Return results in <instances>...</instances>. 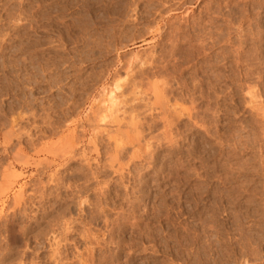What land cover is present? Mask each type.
Returning a JSON list of instances; mask_svg holds the SVG:
<instances>
[{
    "label": "rangeland",
    "instance_id": "374dc122",
    "mask_svg": "<svg viewBox=\"0 0 264 264\" xmlns=\"http://www.w3.org/2000/svg\"><path fill=\"white\" fill-rule=\"evenodd\" d=\"M82 263L264 264V0H0V264Z\"/></svg>",
    "mask_w": 264,
    "mask_h": 264
},
{
    "label": "bare ground",
    "instance_id": "6f19581e",
    "mask_svg": "<svg viewBox=\"0 0 264 264\" xmlns=\"http://www.w3.org/2000/svg\"><path fill=\"white\" fill-rule=\"evenodd\" d=\"M152 1H153V0H152ZM163 1H165V0H163ZM178 2H179V1H178ZM147 4H148V3H147ZM152 5H153V4H152ZM156 5H157V4H156ZM156 5H155V6H156ZM144 6H145V5H144ZM145 7H146V6H145ZM162 7H164V6H162ZM157 8H158V7H157ZM144 11H145V10H144ZM158 11H159V10H158ZM168 11H169V10H168ZM166 14H167V13H166ZM163 15H164V14H163ZM182 21H183V20H182ZM170 23H171V22H170ZM178 24H179V23H178ZM185 24H186V23H185ZM173 25H174V24H173ZM166 28H167V27H166ZM176 28H177V27H176ZM176 28H175V29H176ZM173 29H174V28H173ZM166 32H167V31H166ZM183 32H184V31H183ZM233 32H234V31H233ZM242 34H243V33H242ZM161 35H162V34H161ZM240 35H241V34H240ZM244 35H245V34H244ZM236 36H237V35H236ZM189 40H190V39H189ZM241 41H242V40H241ZM192 44H193V43H192ZM233 47H234V46H233ZM240 47H241V46H240ZM197 48H198V47H197ZM174 49H175V48H174ZM200 49H201V48H200ZM202 50H203V49H202ZM237 50H238V49H237ZM198 51H199V50H198ZM243 53H244V52H243ZM243 53H242V54H243ZM235 54H236V51H235ZM236 55H237V54H236ZM160 57H161V56H160ZM240 57H241V56H240ZM235 60H236V59H235ZM244 60H245V59H244ZM237 61H239V60H237ZM237 61H236V62H237ZM244 62H245V61H244ZM155 63H156V62H155ZM248 65H249V64H248ZM249 66H250V65H249ZM246 67H247V66H246ZM144 70H145V69H144ZM167 75H168V74H167ZM168 81H169V80H168ZM166 85H167V84H166ZM154 92H156V91H154ZM157 93H158V92H157ZM110 95H111V94H110ZM111 97H112V96H111ZM111 99H112V98H111ZM111 99H109V100H111ZM112 100H113V99H112ZM112 100L109 102V103H111L110 105L115 104V103H113ZM112 106H114V105H112ZM112 106H109V107H112ZM109 107H108V108H109ZM186 114H187V113H186ZM120 177H121V176H120ZM54 252H55V251H54ZM58 253H59V252H58ZM53 257H54V256H53ZM81 257H82V256H81ZM81 257H80V258H81ZM83 258H84V257H83ZM80 260H81V259H80ZM89 260H90V259H89ZM64 261H65V260H64ZM246 262H247V261H246ZM78 263H79V262H78ZM85 263H87V262H85ZM91 263H92V262H91ZM82 264H83V263H82ZM89 264H90V263H89Z\"/></svg>",
    "mask_w": 264,
    "mask_h": 264
}]
</instances>
